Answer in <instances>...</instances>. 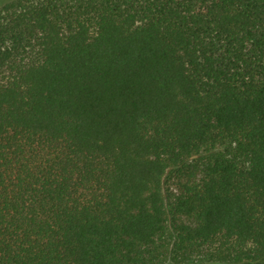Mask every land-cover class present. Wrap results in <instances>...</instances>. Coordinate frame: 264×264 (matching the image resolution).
Segmentation results:
<instances>
[{
	"label": "trees",
	"instance_id": "obj_1",
	"mask_svg": "<svg viewBox=\"0 0 264 264\" xmlns=\"http://www.w3.org/2000/svg\"><path fill=\"white\" fill-rule=\"evenodd\" d=\"M0 264H264V0L0 4Z\"/></svg>",
	"mask_w": 264,
	"mask_h": 264
},
{
	"label": "rangeland",
	"instance_id": "obj_2",
	"mask_svg": "<svg viewBox=\"0 0 264 264\" xmlns=\"http://www.w3.org/2000/svg\"><path fill=\"white\" fill-rule=\"evenodd\" d=\"M4 1H6V0H0V4H2Z\"/></svg>",
	"mask_w": 264,
	"mask_h": 264
}]
</instances>
